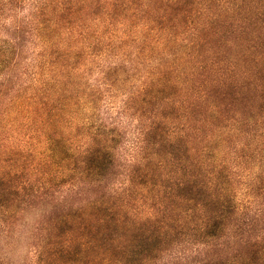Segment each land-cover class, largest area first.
Here are the masks:
<instances>
[{"label": "trees", "instance_id": "16d2710c", "mask_svg": "<svg viewBox=\"0 0 264 264\" xmlns=\"http://www.w3.org/2000/svg\"><path fill=\"white\" fill-rule=\"evenodd\" d=\"M124 93L151 156L127 203L153 216L126 224L127 205L98 200L67 218L55 264H139L169 206L195 214L220 185L238 201L264 185V0H0L3 210L71 182L99 102Z\"/></svg>", "mask_w": 264, "mask_h": 264}, {"label": "clouds", "instance_id": "9594fccd", "mask_svg": "<svg viewBox=\"0 0 264 264\" xmlns=\"http://www.w3.org/2000/svg\"><path fill=\"white\" fill-rule=\"evenodd\" d=\"M131 95L119 94L115 106L107 98L99 102L95 139L82 142L91 150L77 160L78 175L71 182L63 181L14 211L0 206V264H55L53 257L67 251V238L74 230L66 227L67 218L82 217L101 199L127 205L126 224L135 226L153 216L142 203L135 207L127 203L134 191L133 178L151 159L144 138L146 122L132 115ZM73 151L80 156L83 149L76 146ZM201 203L203 209L195 214L169 206L167 215L173 223L145 233L150 247L139 264H235L249 248L256 250L259 260L264 251V185L246 192L242 201L220 185Z\"/></svg>", "mask_w": 264, "mask_h": 264}]
</instances>
